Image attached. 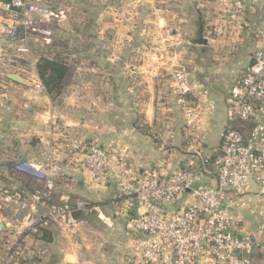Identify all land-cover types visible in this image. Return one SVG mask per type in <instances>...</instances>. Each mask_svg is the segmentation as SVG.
I'll return each mask as SVG.
<instances>
[{"label":"crops","instance_id":"1","mask_svg":"<svg viewBox=\"0 0 264 264\" xmlns=\"http://www.w3.org/2000/svg\"><path fill=\"white\" fill-rule=\"evenodd\" d=\"M47 1L57 14L52 19V44L46 49L36 46L32 57L0 74V188L20 190L32 200L26 183L13 173L12 162L42 160L49 146L57 143L59 125L109 147L139 173L160 161L167 172L184 168L197 151L209 157L216 154L226 123L227 96L254 51L264 46L255 34V27L264 26V0L238 18L230 15V0ZM10 52L12 46L0 30V54ZM55 55L69 61L67 75L53 93L47 87L36 90L34 82L41 81L39 59ZM179 64L201 84V94L192 99V126L186 124L172 87ZM12 73L23 83L10 78ZM62 156L65 173L57 181L55 201L70 194L94 202L99 212L85 216L77 244L53 224L25 244L15 264H130L137 235L127 228V219L142 209L137 203L129 207L113 203L116 176L105 185L97 183L83 156ZM204 180L216 184L214 174ZM242 197L244 206L238 203ZM262 197L260 187L251 183L244 194L231 192L226 200L235 231L257 238L254 264H264ZM191 200L185 193L167 209L183 210ZM13 219L11 209L0 211V262L6 253L5 224ZM194 264L225 263L205 250Z\"/></svg>","mask_w":264,"mask_h":264},{"label":"built area","instance_id":"2","mask_svg":"<svg viewBox=\"0 0 264 264\" xmlns=\"http://www.w3.org/2000/svg\"><path fill=\"white\" fill-rule=\"evenodd\" d=\"M259 1L230 0V15L244 17ZM56 15L47 0H0V30L12 46V52L0 54L1 75L32 57L36 46L46 49L52 44V19ZM255 34L264 40V26L255 27ZM172 87L186 124L192 126V99L201 94V84L191 79L184 64H179L173 71ZM34 88L46 90L39 80ZM226 113L216 154L209 157L197 151L186 167L171 172L164 171L160 161L139 173L109 147L59 125L57 143L49 146L42 160L22 158L12 162L13 173L26 183L32 200L24 198L20 190L0 188V211L11 209L14 215L5 224L6 253L0 264H15L25 244L53 224L65 239L77 244L86 225L85 216L99 212L94 202L70 194L55 201L57 181L65 173V154L83 156L97 183L105 185L112 177L118 178V189L112 197L115 205L137 203L142 209L138 216L127 219V228L137 235L130 264H194L205 250L212 259L225 264H254L252 251L257 238L253 233L235 231L232 208L226 200L229 193L244 194L251 183H256L263 195L264 215V46L254 51L230 90ZM207 174H214L216 184L204 180ZM188 192L192 200L183 210L167 209ZM238 203L247 204L243 197ZM103 220L112 226L110 219Z\"/></svg>","mask_w":264,"mask_h":264},{"label":"trees","instance_id":"3","mask_svg":"<svg viewBox=\"0 0 264 264\" xmlns=\"http://www.w3.org/2000/svg\"><path fill=\"white\" fill-rule=\"evenodd\" d=\"M69 68V61L60 55H55L54 57L42 56L37 63V71L41 81L43 84H45L50 93H53L55 88H57L58 85L63 81ZM44 231L45 229L43 230V233ZM21 258L22 255L18 257V260L15 263L20 261Z\"/></svg>","mask_w":264,"mask_h":264},{"label":"water","instance_id":"4","mask_svg":"<svg viewBox=\"0 0 264 264\" xmlns=\"http://www.w3.org/2000/svg\"><path fill=\"white\" fill-rule=\"evenodd\" d=\"M10 78H12V79H14L15 81H18V82H20V83H23V80L20 78V77H18L16 74H9L8 75ZM77 216H79L80 214L79 213H77L76 214ZM3 228V223L0 221V230Z\"/></svg>","mask_w":264,"mask_h":264}]
</instances>
